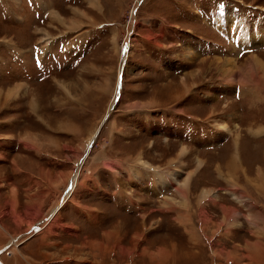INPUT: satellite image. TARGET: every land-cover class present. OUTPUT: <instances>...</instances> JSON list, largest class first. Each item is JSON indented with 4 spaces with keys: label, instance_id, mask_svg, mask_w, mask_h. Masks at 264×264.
<instances>
[{
    "label": "rangeland",
    "instance_id": "374dc122",
    "mask_svg": "<svg viewBox=\"0 0 264 264\" xmlns=\"http://www.w3.org/2000/svg\"><path fill=\"white\" fill-rule=\"evenodd\" d=\"M2 247L264 264V0H0Z\"/></svg>",
    "mask_w": 264,
    "mask_h": 264
},
{
    "label": "water",
    "instance_id": "95a60500",
    "mask_svg": "<svg viewBox=\"0 0 264 264\" xmlns=\"http://www.w3.org/2000/svg\"><path fill=\"white\" fill-rule=\"evenodd\" d=\"M106 116H107V115H106ZM106 116L102 119V121L99 123L98 127L95 129V133H94L92 139H93L94 137H96V135H97L98 131L100 130V127H101V125L103 124V121L105 120ZM91 142H93V140H92ZM89 149H90V145H88L86 153L89 151ZM86 153H85V155H86ZM85 155H84V156H85ZM83 158H84V157H83ZM81 162H82V161H81ZM66 191H67V188H66ZM3 249H4V247L0 248V253H1V251H2ZM0 264H4V263L1 261V259H0Z\"/></svg>",
    "mask_w": 264,
    "mask_h": 264
},
{
    "label": "trees",
    "instance_id": "16d2710c",
    "mask_svg": "<svg viewBox=\"0 0 264 264\" xmlns=\"http://www.w3.org/2000/svg\"><path fill=\"white\" fill-rule=\"evenodd\" d=\"M176 124H177V125H180V124H182V123H181V121L178 120ZM158 126H159V125H158ZM168 130H169V129H168ZM181 130H182V131H181ZM181 130H179V134H178V135L183 139V138L186 136L185 134H187V133H185V134H184L185 136H184V135H183V129H181ZM172 132H173V131H169V133H172Z\"/></svg>",
    "mask_w": 264,
    "mask_h": 264
},
{
    "label": "bare ground",
    "instance_id": "6f19581e",
    "mask_svg": "<svg viewBox=\"0 0 264 264\" xmlns=\"http://www.w3.org/2000/svg\"><path fill=\"white\" fill-rule=\"evenodd\" d=\"M91 144H92V142L90 143V146H91ZM90 149H91V148H90ZM79 172H80V171L78 170V172H77L76 174H74V176L76 175V176L78 177ZM72 187H73V186H72ZM72 187H71V189H72ZM69 193H70L69 195H71V192H69ZM69 195H68V196H69ZM68 196H67V197H68ZM67 197H66V198H67ZM64 201H65V200H64ZM55 207H56V206H55ZM2 253H3V251L0 253V259H1V261L4 263V261H3L2 258H1V254H2ZM4 264H5V263H4Z\"/></svg>",
    "mask_w": 264,
    "mask_h": 264
},
{
    "label": "crops",
    "instance_id": "0c3cea01",
    "mask_svg": "<svg viewBox=\"0 0 264 264\" xmlns=\"http://www.w3.org/2000/svg\"><path fill=\"white\" fill-rule=\"evenodd\" d=\"M118 185H119V184H117V186H118ZM114 186H115V185H114ZM117 186H115V187H117ZM67 190H68V189H67ZM49 219H50V218H49ZM44 220H45V219H44ZM46 221L48 222V219L45 220V223H44V221H43V225H42L43 227L46 225V223H47ZM42 226H40V228H41ZM43 227H42V228H43ZM40 228H39V229H40ZM39 229H38V230H39ZM38 230H37V231H38Z\"/></svg>",
    "mask_w": 264,
    "mask_h": 264
}]
</instances>
